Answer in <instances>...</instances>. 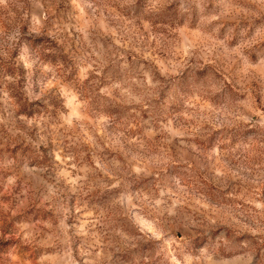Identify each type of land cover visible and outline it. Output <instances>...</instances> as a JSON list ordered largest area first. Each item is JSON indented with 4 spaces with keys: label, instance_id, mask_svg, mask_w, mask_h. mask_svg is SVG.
Here are the masks:
<instances>
[{
    "label": "rangeland",
    "instance_id": "374dc122",
    "mask_svg": "<svg viewBox=\"0 0 264 264\" xmlns=\"http://www.w3.org/2000/svg\"><path fill=\"white\" fill-rule=\"evenodd\" d=\"M0 264H264V0H0Z\"/></svg>",
    "mask_w": 264,
    "mask_h": 264
}]
</instances>
